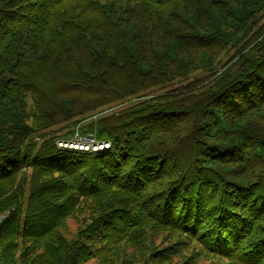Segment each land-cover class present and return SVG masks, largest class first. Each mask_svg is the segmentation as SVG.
Instances as JSON below:
<instances>
[{
    "label": "trees",
    "instance_id": "1",
    "mask_svg": "<svg viewBox=\"0 0 264 264\" xmlns=\"http://www.w3.org/2000/svg\"><path fill=\"white\" fill-rule=\"evenodd\" d=\"M66 1L0 0V264H264V0Z\"/></svg>",
    "mask_w": 264,
    "mask_h": 264
},
{
    "label": "rangeland",
    "instance_id": "2",
    "mask_svg": "<svg viewBox=\"0 0 264 264\" xmlns=\"http://www.w3.org/2000/svg\"><path fill=\"white\" fill-rule=\"evenodd\" d=\"M73 1L74 0H68L64 3L63 7L64 9H69L71 7V5L73 4ZM186 2V6H188L190 8V2L188 0H185ZM181 10V7H180V4L178 2H174L172 4H169L168 6V9L165 10L167 12V15H171L173 14L174 17H177L178 19L180 20H186L187 19L182 15V14H179V11ZM264 20V19H263ZM184 30H187V29H184ZM229 51V50H228ZM227 51V52H228ZM232 49L230 50V54L232 53ZM229 54V55H230ZM221 55H226V53L222 52ZM197 73V76H198V81L200 80H205L204 78L207 76L208 72L207 70L205 69H199L196 71ZM195 76V77H197ZM185 79H183V81H177L175 80L174 83H172L169 87L165 88V89H161L162 91H158V89L152 91V92H149V94L147 96H135V97H130L128 99H125L123 101H120L118 103H115V104H112L111 106H106L104 107L103 109H100V110H96L92 113H88V114H85L82 117V123L85 122V121H90L92 119H95L97 118L98 116H102V115H108V114H112V113H116V112H119L121 110H124L125 108L129 107L130 104L132 103H135L143 98H150V97H153L157 94H161V92H166V91H169V92H175L177 91L178 89H180L181 87H183L184 85H186L189 81H192L194 80V76L192 75H186ZM206 79H209V76L206 77ZM81 124V123H79ZM76 125V129L78 128V125ZM74 128V126H72L71 128H63V129H55L53 131H50L51 133H53L52 135L55 136H60V135H63V134H66L67 131L66 130H72ZM77 131V130H76ZM75 131V132H76ZM74 132V134H75ZM73 134V135H74ZM83 135V134H82ZM8 211L6 212H2L0 214H3V213H7ZM67 224H68V227H69V230L71 231V233L75 232L76 228L79 226V223L73 219H68L67 220ZM154 240L156 242V244L160 243L161 245H164L165 243H163V237L161 235H156L154 237ZM199 264H209L210 261L203 257V258H200V260L198 261ZM84 264H97V260L95 259H92Z\"/></svg>",
    "mask_w": 264,
    "mask_h": 264
},
{
    "label": "built area",
    "instance_id": "3",
    "mask_svg": "<svg viewBox=\"0 0 264 264\" xmlns=\"http://www.w3.org/2000/svg\"><path fill=\"white\" fill-rule=\"evenodd\" d=\"M55 144L58 148L80 153H95L109 149V142L99 140L94 134L82 135L78 131L71 136H55ZM7 213L0 214V221Z\"/></svg>",
    "mask_w": 264,
    "mask_h": 264
}]
</instances>
